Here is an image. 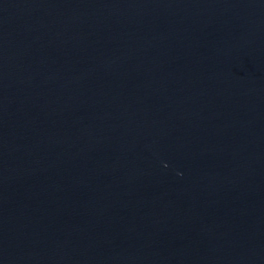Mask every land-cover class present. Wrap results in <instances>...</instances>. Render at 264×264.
Returning a JSON list of instances; mask_svg holds the SVG:
<instances>
[{"label":"water","instance_id":"obj_1","mask_svg":"<svg viewBox=\"0 0 264 264\" xmlns=\"http://www.w3.org/2000/svg\"><path fill=\"white\" fill-rule=\"evenodd\" d=\"M0 264H264V0H0Z\"/></svg>","mask_w":264,"mask_h":264}]
</instances>
